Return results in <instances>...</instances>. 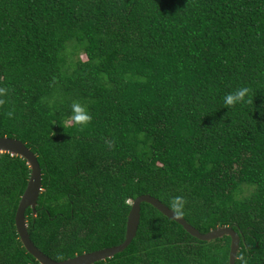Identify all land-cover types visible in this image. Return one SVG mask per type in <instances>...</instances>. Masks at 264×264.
<instances>
[{
    "label": "trees",
    "instance_id": "16d2710c",
    "mask_svg": "<svg viewBox=\"0 0 264 264\" xmlns=\"http://www.w3.org/2000/svg\"><path fill=\"white\" fill-rule=\"evenodd\" d=\"M0 87V136L40 168L24 215L47 256L118 244L147 193L185 197L187 222L231 226L235 256L264 264V0H0ZM241 87L252 102L225 107ZM73 101L92 115L83 130L63 126ZM28 173L0 151V264H39L13 221ZM228 246L141 201L129 243L91 264H228Z\"/></svg>",
    "mask_w": 264,
    "mask_h": 264
},
{
    "label": "water",
    "instance_id": "95a60500",
    "mask_svg": "<svg viewBox=\"0 0 264 264\" xmlns=\"http://www.w3.org/2000/svg\"><path fill=\"white\" fill-rule=\"evenodd\" d=\"M0 151H7L10 154L22 157L29 168L25 186L18 198L15 207L13 221L14 228L21 245L31 256L37 260L39 264H91L94 261L102 260L118 251H121L135 234L139 219V204L141 201L147 202L154 206L159 212L176 221L186 232L199 240H210L224 234L228 235L229 246L227 262L228 264H234V258L238 248V234L231 228V226H216L205 232H200L184 218H174V214L168 206H166L156 197L147 193L139 194L130 200L129 209L125 219L124 236L118 244L81 252L61 260H54L33 244L26 230L24 210L26 207H29L31 214H35V203L38 193L41 189L40 168L36 157L21 140L6 135L0 136Z\"/></svg>",
    "mask_w": 264,
    "mask_h": 264
},
{
    "label": "clouds",
    "instance_id": "9594fccd",
    "mask_svg": "<svg viewBox=\"0 0 264 264\" xmlns=\"http://www.w3.org/2000/svg\"><path fill=\"white\" fill-rule=\"evenodd\" d=\"M250 89L247 87H241L233 92H230L224 97V105L227 108L235 107L237 104L252 102L251 100H247L246 97ZM8 94L9 89L7 87H0V107H3L8 103ZM8 118H14L15 110H8L6 113ZM92 122V115L87 110V107L79 101H73L71 104V115L63 122L64 127H73L78 126L81 130L87 127ZM109 147H112V142L105 141ZM187 200L183 196H175L171 199L170 209L174 214V218L180 219L185 215V205ZM235 259L239 261V264H248L245 256L240 253L235 256Z\"/></svg>",
    "mask_w": 264,
    "mask_h": 264
},
{
    "label": "rangeland",
    "instance_id": "374dc122",
    "mask_svg": "<svg viewBox=\"0 0 264 264\" xmlns=\"http://www.w3.org/2000/svg\"><path fill=\"white\" fill-rule=\"evenodd\" d=\"M79 56H80L81 58H84V54H83V53H80Z\"/></svg>",
    "mask_w": 264,
    "mask_h": 264
}]
</instances>
